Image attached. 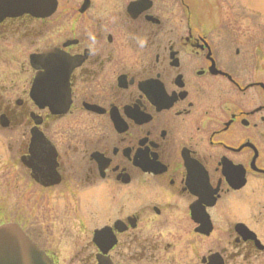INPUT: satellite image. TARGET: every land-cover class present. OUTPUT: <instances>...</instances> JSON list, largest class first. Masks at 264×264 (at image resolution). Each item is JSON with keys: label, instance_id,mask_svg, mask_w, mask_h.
I'll use <instances>...</instances> for the list:
<instances>
[{"label": "flooded vegetation", "instance_id": "flooded-vegetation-1", "mask_svg": "<svg viewBox=\"0 0 264 264\" xmlns=\"http://www.w3.org/2000/svg\"><path fill=\"white\" fill-rule=\"evenodd\" d=\"M55 1L0 22L13 218L57 199L67 264H264V28L206 26L208 0ZM32 130L56 158H26Z\"/></svg>", "mask_w": 264, "mask_h": 264}, {"label": "rangeland", "instance_id": "rangeland-1", "mask_svg": "<svg viewBox=\"0 0 264 264\" xmlns=\"http://www.w3.org/2000/svg\"><path fill=\"white\" fill-rule=\"evenodd\" d=\"M233 17L238 18L237 20L235 19V22L239 21L241 27L255 26L264 28V0H208V10L202 19L206 26H212L213 23L218 24L220 21L223 26H235L237 23H233ZM17 139H19V135H17ZM6 154L3 140L0 138V158H6ZM11 154H15L14 149H12ZM40 196L36 199L34 197L31 222L20 219L22 222L20 223L24 229L31 231L32 237L40 246L46 247L51 253L56 255L59 263L64 264L65 262L67 264L69 261L67 253L69 252H64L61 248L59 238L61 231L58 217L60 207L57 204L59 201L51 198L49 202H46L43 195L40 194ZM25 197L26 195H17V198L14 199V195L0 192V224L11 221L19 223L13 218L12 201L25 199ZM22 204L20 206L23 207ZM88 225L86 228L89 227ZM64 259L66 260L64 261Z\"/></svg>", "mask_w": 264, "mask_h": 264}, {"label": "water", "instance_id": "water-1", "mask_svg": "<svg viewBox=\"0 0 264 264\" xmlns=\"http://www.w3.org/2000/svg\"><path fill=\"white\" fill-rule=\"evenodd\" d=\"M39 145L34 144L33 158L45 156V144L40 142ZM0 264H49V262L16 226L4 225L0 226Z\"/></svg>", "mask_w": 264, "mask_h": 264}]
</instances>
